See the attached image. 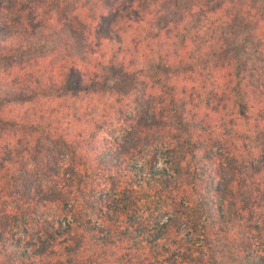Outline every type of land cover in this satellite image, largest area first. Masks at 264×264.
Returning a JSON list of instances; mask_svg holds the SVG:
<instances>
[{
    "label": "trees",
    "instance_id": "trees-1",
    "mask_svg": "<svg viewBox=\"0 0 264 264\" xmlns=\"http://www.w3.org/2000/svg\"><path fill=\"white\" fill-rule=\"evenodd\" d=\"M0 264H264V0H0Z\"/></svg>",
    "mask_w": 264,
    "mask_h": 264
},
{
    "label": "rangeland",
    "instance_id": "rangeland-1",
    "mask_svg": "<svg viewBox=\"0 0 264 264\" xmlns=\"http://www.w3.org/2000/svg\"><path fill=\"white\" fill-rule=\"evenodd\" d=\"M74 49L73 50H75V49H77V46L75 45L74 47H73ZM106 74H108V73H106ZM108 76H109V74H108ZM144 93V90L143 89H139L136 93H135V95H140L141 94V96H142V94ZM104 105V104H103ZM103 105L101 106V108H103ZM76 107H79V108H83V107H86V109L87 108H89L90 109V107L88 106V104L87 103H85V102H81V103H76ZM98 108H99V106H97ZM106 107H107V105H106ZM91 109H93V108H91ZM104 109V108H103ZM114 111H111L110 113H113ZM60 120H61V122H62V128H64V129H66V128H68L70 131H72L73 132V134H76V133H78V131H80V130H83L84 129V124L86 125V122L83 120V124H79V125H76V123H75V119H73V118H69L68 116H65V115H63L61 118H60ZM78 120V119H77ZM117 127V126H116ZM119 130H121L120 128H115V130L114 131H118L119 132ZM50 149V148H49ZM155 155H156V157L158 158V160H160V162L162 163V160L164 159V158H166V153L163 151V149H161V148H158V150H156L155 151ZM35 163L33 162V161H28V163H27V165H28V167H27V173L28 174H33L35 171H36V168H35V165H34ZM160 167H162V164H160L159 165ZM167 208H169L168 206H167ZM170 216V213H169V211H167V210H163L162 212H161V214L159 215V217H158V219H157V221H159V222H162V221H164L165 219H166V217H169ZM180 230H181V232L183 233V234H186V232H187V228H186V226L185 225H181L180 227ZM185 238V237H184Z\"/></svg>",
    "mask_w": 264,
    "mask_h": 264
}]
</instances>
